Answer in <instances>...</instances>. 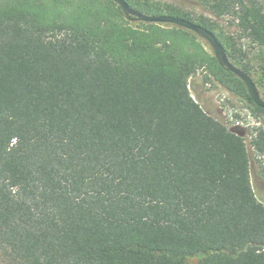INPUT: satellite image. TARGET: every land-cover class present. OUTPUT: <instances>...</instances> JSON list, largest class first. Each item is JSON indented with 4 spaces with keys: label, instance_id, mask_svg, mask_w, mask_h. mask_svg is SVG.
Listing matches in <instances>:
<instances>
[{
    "label": "trees",
    "instance_id": "obj_1",
    "mask_svg": "<svg viewBox=\"0 0 264 264\" xmlns=\"http://www.w3.org/2000/svg\"><path fill=\"white\" fill-rule=\"evenodd\" d=\"M124 1L212 32L264 99L240 45L264 75V0ZM199 72L264 116L188 30L110 0H0V264H264L248 146L193 99Z\"/></svg>",
    "mask_w": 264,
    "mask_h": 264
},
{
    "label": "rangeland",
    "instance_id": "obj_2",
    "mask_svg": "<svg viewBox=\"0 0 264 264\" xmlns=\"http://www.w3.org/2000/svg\"><path fill=\"white\" fill-rule=\"evenodd\" d=\"M155 1L174 4L187 11H192L195 14L209 16L197 5L195 0ZM131 22L133 24L136 23V21ZM219 24L225 27L229 32H234L233 29L228 26L226 20L219 21ZM240 45L247 54L246 62L251 66L256 79H263L261 86L264 92V75L260 50L249 41H241ZM208 48H210L209 45ZM203 76L204 73L199 72L196 76L190 79V93L193 99L208 115L223 123L231 131L243 137L248 146L250 155L251 184L257 200L264 204V157L260 158L256 156L250 147V141L254 130L264 127V116H255L245 101L237 98L224 87L214 82L204 83ZM258 123L259 125H257ZM196 262L197 260L192 258L187 260L186 264H196Z\"/></svg>",
    "mask_w": 264,
    "mask_h": 264
},
{
    "label": "water",
    "instance_id": "obj_3",
    "mask_svg": "<svg viewBox=\"0 0 264 264\" xmlns=\"http://www.w3.org/2000/svg\"><path fill=\"white\" fill-rule=\"evenodd\" d=\"M110 1L114 2L120 8L127 21L143 22L147 24L175 25L192 32L198 38L204 40L209 45L211 52L221 69L226 72H230L235 77H237L244 84L253 104L261 109H264V99L262 98L260 91L258 90L253 79L248 74L243 72L240 68L236 67L230 62L228 56L226 55L225 49L212 32L194 23L172 16H155L143 14L135 9H132L124 0Z\"/></svg>",
    "mask_w": 264,
    "mask_h": 264
},
{
    "label": "built area",
    "instance_id": "obj_4",
    "mask_svg": "<svg viewBox=\"0 0 264 264\" xmlns=\"http://www.w3.org/2000/svg\"><path fill=\"white\" fill-rule=\"evenodd\" d=\"M257 125H259V123Z\"/></svg>",
    "mask_w": 264,
    "mask_h": 264
}]
</instances>
